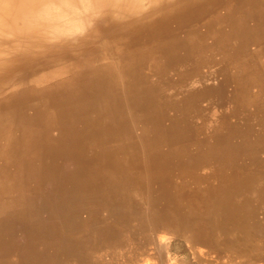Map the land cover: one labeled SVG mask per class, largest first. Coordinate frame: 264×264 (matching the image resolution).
<instances>
[{"label": "rangeland", "instance_id": "rangeland-1", "mask_svg": "<svg viewBox=\"0 0 264 264\" xmlns=\"http://www.w3.org/2000/svg\"><path fill=\"white\" fill-rule=\"evenodd\" d=\"M114 32L34 56L108 89L0 71V264H264V0L159 50Z\"/></svg>", "mask_w": 264, "mask_h": 264}, {"label": "bare ground", "instance_id": "bare-ground-1", "mask_svg": "<svg viewBox=\"0 0 264 264\" xmlns=\"http://www.w3.org/2000/svg\"><path fill=\"white\" fill-rule=\"evenodd\" d=\"M244 1L245 0H39V2L33 4L27 2V0H0V71L8 70L7 67L9 66L10 60L18 58L19 56H29L28 58L23 59L20 63L16 64H21L22 66L25 65V67L30 71V73H40L41 70H46L50 68L49 81L48 79H44L42 82L41 80L37 81L40 79V77L38 79L37 76V79L35 80L37 82L33 81L31 83V86H33L34 88L40 90L46 89L48 84H50L51 82H56V86L65 85L61 92L67 91L68 95L80 94L81 91L87 90V86L95 87L96 83L98 86L96 88H98V90L108 89L109 86L119 82V80L110 77L109 75L111 74L109 73L99 74L95 72V77L93 78L95 79V82H90L89 79H84L83 77L81 80L69 81L74 77H71L69 75V72L67 73V67H55L57 55L52 54L49 56H42L39 59L34 56L39 57L41 55H45L48 50L56 46H63L66 48H71L72 50L77 46L83 45L87 42L94 40V38L100 34L103 35L104 33L112 32L114 30L117 31L114 33H119L118 36H114V39H116L117 41L119 38L120 41H122V44L121 46H119V48H122L123 44L124 46H128V41L134 39L135 41L141 44L144 42L152 41L155 45L154 49L159 50L164 45L174 43V41L177 40V37H190L189 29L197 30L200 26L208 28L209 25L213 23L217 24L220 21L228 18ZM149 49L154 50L152 46ZM126 50L128 54L130 52V49L128 50L127 48ZM145 54L146 52H140L136 57L133 58V63H126L125 68L127 70H132L133 66L135 67V69H137V67H139L143 63ZM47 57L51 58L45 59ZM32 62L34 63L31 64ZM16 64H13V66H15ZM211 74L213 73L211 72ZM65 75H67L68 77ZM8 82H10L9 79H7V83ZM142 85L143 79H138L135 83V86L138 89L141 88ZM143 93L144 91L142 92V94ZM75 99L77 101L78 98ZM2 106L3 107L0 108V113L1 111H4L6 109H13L16 107L15 101L12 99V97H9L8 100L2 104ZM183 125L181 124V126ZM216 129L217 127L215 128V130ZM226 129L228 128L226 127ZM170 135L171 134H169V136ZM219 224H221V222Z\"/></svg>", "mask_w": 264, "mask_h": 264}, {"label": "snow or ice", "instance_id": "snow-or-ice-1", "mask_svg": "<svg viewBox=\"0 0 264 264\" xmlns=\"http://www.w3.org/2000/svg\"><path fill=\"white\" fill-rule=\"evenodd\" d=\"M27 2H29V3H37V2H39V0H27Z\"/></svg>", "mask_w": 264, "mask_h": 264}]
</instances>
